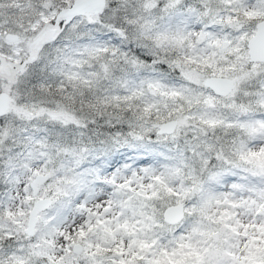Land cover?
<instances>
[{
  "label": "snow or ice",
  "instance_id": "6c2138e0",
  "mask_svg": "<svg viewBox=\"0 0 264 264\" xmlns=\"http://www.w3.org/2000/svg\"><path fill=\"white\" fill-rule=\"evenodd\" d=\"M0 264H264V0H0Z\"/></svg>",
  "mask_w": 264,
  "mask_h": 264
}]
</instances>
